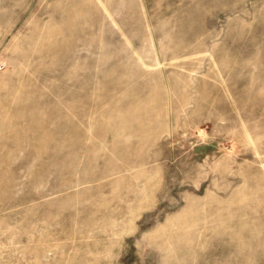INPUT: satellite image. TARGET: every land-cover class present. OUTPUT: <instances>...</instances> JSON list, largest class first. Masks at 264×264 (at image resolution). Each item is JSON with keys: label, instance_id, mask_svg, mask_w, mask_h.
Segmentation results:
<instances>
[{"label": "rangeland", "instance_id": "obj_1", "mask_svg": "<svg viewBox=\"0 0 264 264\" xmlns=\"http://www.w3.org/2000/svg\"><path fill=\"white\" fill-rule=\"evenodd\" d=\"M0 264H264V0H0Z\"/></svg>", "mask_w": 264, "mask_h": 264}]
</instances>
